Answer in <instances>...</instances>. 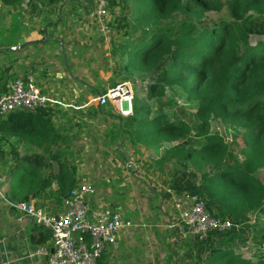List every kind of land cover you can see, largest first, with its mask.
<instances>
[{
	"label": "trees",
	"instance_id": "obj_1",
	"mask_svg": "<svg viewBox=\"0 0 264 264\" xmlns=\"http://www.w3.org/2000/svg\"><path fill=\"white\" fill-rule=\"evenodd\" d=\"M108 2V9L123 12L116 19L121 41L111 48L115 73L125 81L141 78L148 90L146 99L136 95L132 115L111 114L120 121V126H112L117 129L111 135L112 147L117 137L126 135L148 149L170 144L156 161L161 167L180 165L169 188L199 196L213 217L232 223L230 230L210 232L204 240L177 238L167 247L165 264H264L263 253L245 257L242 252L250 241L264 246V181L257 176L264 170V0ZM20 3L0 0L2 7L18 11V19ZM168 89L198 103L193 126L169 117ZM212 120L244 130L241 162L221 135L211 133ZM0 132L5 134L0 138V164L6 170V208L17 215L18 205L36 199L55 198L62 204L79 178L67 154L53 152L67 144L52 121V111L0 116ZM48 167L52 170L45 173ZM38 229H32L31 243L45 246L51 237Z\"/></svg>",
	"mask_w": 264,
	"mask_h": 264
},
{
	"label": "crops",
	"instance_id": "obj_2",
	"mask_svg": "<svg viewBox=\"0 0 264 264\" xmlns=\"http://www.w3.org/2000/svg\"><path fill=\"white\" fill-rule=\"evenodd\" d=\"M35 1L31 8L32 13H29L31 15H22L19 19L16 9L0 5V95L6 91L7 85L13 79L33 76L38 80L37 84L42 91L54 100L48 109L52 111V121L59 129L63 141L67 145L79 142L82 147L86 146L85 155L91 151L88 144L99 141L105 150L102 155H108L111 151L107 152L106 148L109 144L112 145L111 135L117 130L112 129V126H120V121L111 115L110 110L104 114L98 113L96 99L99 94L79 78L80 63L93 59L92 52L97 45L93 5L91 1L88 5L86 0H67L68 5H65L66 0H45L54 1L51 5L42 0H37L35 4ZM30 42L32 45L20 49L21 45ZM14 47L17 49H13ZM65 68H68L67 71L63 70ZM4 80H8L5 87ZM88 87L90 97H87ZM3 136L5 134L0 132V138ZM124 137L129 139L128 135ZM122 140L123 136L116 138L114 152L120 151L118 143ZM10 142H16V139H11ZM4 147V153L8 154L9 149L5 150ZM19 148L25 147L21 144ZM118 156L124 158L127 154L119 152ZM110 178L115 179L105 176L92 178L97 188V195L92 200L93 208L106 204L135 225L131 230L120 234L116 245L108 248L103 256V264H153V261L159 264L157 257L161 252L165 253L163 260L166 261L169 254L166 252V245L174 243V235L166 227L175 220L172 214L164 213L167 204L160 193L156 192L159 194L158 199L145 197L150 205L156 206H151L148 211L141 207L138 210L133 204L129 187L123 188L125 181L121 179L114 183L120 187L118 198L116 195L115 199L109 201L100 195V181L106 180L102 183L104 189L111 190L114 186L110 184ZM35 201L41 204L43 200ZM30 227L20 226V236H16L14 249L9 251L15 257L14 260L11 259V264H43L42 261L24 260L34 246L30 240ZM13 234L16 235L15 232Z\"/></svg>",
	"mask_w": 264,
	"mask_h": 264
},
{
	"label": "built area",
	"instance_id": "obj_3",
	"mask_svg": "<svg viewBox=\"0 0 264 264\" xmlns=\"http://www.w3.org/2000/svg\"><path fill=\"white\" fill-rule=\"evenodd\" d=\"M20 2L22 15H28L33 0ZM108 5V0H94L93 19L97 24V36L110 47L112 29L108 25ZM106 78L111 79L112 72ZM134 86L131 81H124L106 88V92L96 99L98 113L110 110L119 116L132 115V103L136 98ZM53 102L33 76L18 77L0 95V116L34 113L38 109L49 108ZM119 104L126 105V110H122ZM163 193L168 196V199H163L167 204L166 212L175 220L166 227L174 235V241L177 238L204 240L210 232L232 228L231 222L213 217L199 196L177 194L171 188ZM96 195L97 188L93 182L81 181L63 200L61 209L54 210L35 200L18 205L17 222L20 225L43 228L51 237L45 246H34L24 260L42 261L43 264H98L108 248L116 245L120 234L131 230L135 224L106 204L93 208L92 200Z\"/></svg>",
	"mask_w": 264,
	"mask_h": 264
},
{
	"label": "rangeland",
	"instance_id": "obj_4",
	"mask_svg": "<svg viewBox=\"0 0 264 264\" xmlns=\"http://www.w3.org/2000/svg\"><path fill=\"white\" fill-rule=\"evenodd\" d=\"M34 1L32 2V7L34 6ZM37 1V0H36ZM35 1V4H36ZM45 2V0H42ZM90 1L92 5H94V0H86V3L90 5ZM40 2V1H39ZM49 5H51L54 1H46ZM45 2V3H46ZM65 5L69 4V1H64ZM46 3V4H47ZM62 6V5H60ZM56 7V4L54 5ZM109 23L108 25L112 29V44H119L121 41V34L116 31L117 23L120 19L116 20L121 16L118 8H109ZM31 12V11H30ZM28 12V13H30ZM32 13V12H31ZM123 13V12H122ZM29 16L31 14H28ZM211 16L214 14H210ZM99 35V33H96V36ZM97 45L94 47L92 52V58L88 61H85L83 63H80V79H82L84 82L88 83L92 87V89H95L98 94L102 93L106 88L114 86L117 83L124 82L121 77L117 76L115 73L116 70V64L115 59L113 55V51L109 49V46L107 47L103 41L102 38L97 36ZM68 68H65L63 70L67 71ZM112 74L111 79H106L108 73ZM85 76V77H84ZM102 78V79H101ZM38 81V80H37ZM132 84H134V89L136 91V95H139V99H146L147 92L146 88L144 89L143 84L145 82L142 81L141 78L135 77L134 79L130 80ZM143 87V88H142ZM89 87L87 91V97L91 96V92H89ZM95 96V95H94ZM166 96L168 97V100L171 102L170 107H166V112H168L169 117L173 119L178 120H184V122L189 123L190 125H194L196 123V113L198 108V103L193 100L187 99V96L181 91L179 92L176 90H170L168 89L166 92ZM137 97V98H138ZM120 107H122V110H126V105L119 104ZM125 106V107H124ZM157 105H155L156 107ZM96 120L100 121V119L95 118ZM104 119V118H102ZM211 133L212 134H219L221 135L226 143L232 148L234 156L238 161L243 160V154L242 150L244 149V130L239 128H232L230 126H226L221 124L219 120H212L211 121ZM193 136L194 133H191ZM131 141V140H130ZM127 137H123V140L118 143L120 148V153H126L127 154V162L125 158L121 156V158L118 156L119 152H114L113 145L109 144V147L106 148L107 152H110L108 155H102L105 151L103 148L102 142H95L88 144L89 150H91L89 153L86 152V146H83L79 144V142L71 143L67 146H62L59 150L54 149L53 152L60 153V154H67L68 159L70 160L71 164H74L77 168L78 178L79 182L81 181H91L95 183V181L92 180L93 177H102L105 176L107 178L109 177H115V179H109L111 182L110 184H113L117 182V180L125 181V185L123 188H128L129 193H131V197L133 198V204L136 206L139 210V207H141L143 210L146 211L149 210L151 206H156L155 204L150 205L148 201H146V198L151 199H158L157 194L164 192L167 188H169V182L171 180V175L174 173V171L181 170L180 165L175 163H169L164 165L163 167L156 165V161L162 157L164 154V150L168 147H170V144H164L161 148H145L143 146H139L134 142H130ZM115 146V145H114ZM124 147V148H123ZM5 150L10 151V147L7 144H5ZM20 149V148H19ZM22 154L26 153V149H20ZM88 153V154H87ZM95 153V154H94ZM90 154V155H89ZM11 159V158H9ZM2 160L0 159V162ZM50 170H52V167H48L45 170V173H49ZM163 170V171H161ZM5 169L2 168V165L0 164V186H1V193L0 194V264H11V259L14 260L15 257L12 256V253L9 251L11 249H14V241L17 240L16 236H20V225L17 222L18 213L15 215L14 213H11L8 208H6L5 204L2 202L3 199V193L6 191V174ZM257 176L264 181V170H260L257 174ZM5 180V181H4ZM132 183H131V182ZM4 182L5 185L2 184ZM106 182V180L100 181V187L101 190L100 195L109 201H112V198L115 199L116 195L117 198L120 196V187H118L116 184L112 187V189H104L102 188V183ZM135 182L136 184H133ZM96 184V183H95ZM135 185V186H133ZM128 186V187H127ZM132 187V188H131ZM134 192V194H133ZM158 192V193H156ZM159 195V194H158ZM41 203L44 206H48L50 208H53L54 210L61 209L62 204L55 200V198H51L49 200L42 199ZM37 202V201H36ZM144 205V208L142 207ZM154 209L156 207H153ZM144 210V211H145ZM141 213H143L141 211ZM167 215H169L168 212H166ZM251 223L255 224L256 222V216H252ZM31 226L30 229H33L35 232H39V227L34 228L37 226L28 225ZM30 229H27V231H30ZM46 231V230H45ZM16 233L13 234V233ZM173 243V242H172ZM248 246V249L246 248ZM247 246L243 247L242 252L245 257H251L252 254H264V246L260 247L257 244H254L252 241H250ZM34 247V246H33ZM168 245H166V252ZM161 250V248H160ZM155 251V250H154ZM161 252V251H160ZM258 252V253H257ZM165 253L161 252V255L157 257V260H159V264H165L166 261L163 260V255ZM259 254V255H260ZM144 260V259H142ZM141 260V261H142ZM136 262V261H134ZM191 264H194L193 262L189 261ZM145 264V263H143ZM153 264H156L153 261Z\"/></svg>",
	"mask_w": 264,
	"mask_h": 264
},
{
	"label": "water",
	"instance_id": "obj_5",
	"mask_svg": "<svg viewBox=\"0 0 264 264\" xmlns=\"http://www.w3.org/2000/svg\"><path fill=\"white\" fill-rule=\"evenodd\" d=\"M29 45H32L31 42L30 43H25V44L21 45L20 46V49H24V48H26Z\"/></svg>",
	"mask_w": 264,
	"mask_h": 264
}]
</instances>
